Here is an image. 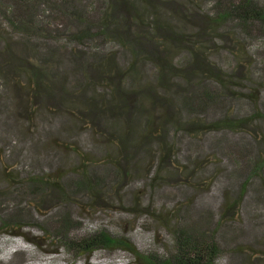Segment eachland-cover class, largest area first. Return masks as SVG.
<instances>
[{
  "label": "rangeland",
  "instance_id": "374dc122",
  "mask_svg": "<svg viewBox=\"0 0 264 264\" xmlns=\"http://www.w3.org/2000/svg\"><path fill=\"white\" fill-rule=\"evenodd\" d=\"M76 1L87 3L89 0ZM140 1L138 4H141ZM147 2L143 4L147 5V11L152 17L144 15L143 20L150 24L155 19L168 22L173 30L185 34V42L189 39L195 41L204 58L220 68L218 75L221 83L215 86L227 88L221 90L220 96L222 100L228 99L225 102L229 105L224 112L219 110L220 107L214 109L216 115L243 113L246 115V122L235 130L220 128L200 131L196 135L174 132L171 138L176 147L171 152V158L162 165L163 173L159 176V189L167 192L170 199L162 202L161 197L155 194L156 186H149L144 177L147 166L154 163L157 146L153 140L148 142L149 138L143 143V135L139 129L147 123L155 124L164 108L159 106L153 109L148 97H145L148 100L139 97V113H131L130 127L118 115L111 117V120H106L105 115L103 119L97 118V122L91 119L83 125L78 112L69 116L67 111L58 110L57 106H61L67 92L72 91L67 80L71 78L74 86L77 78L73 75L76 71L71 69L74 66L72 58L75 56L74 61L76 58L87 68L90 59L85 52L88 48L74 47L76 49L71 52L60 48L59 41L66 31L58 24L60 17L53 5L48 9L49 3L42 0L32 4L38 6L36 18L48 21L49 27L48 31L43 28L29 40V58H33L32 52L40 50L42 45L49 46L50 51L61 56H56L60 58L59 61L52 70L47 71L48 75L53 74L48 76L50 79L47 81L53 98L40 99L41 105L38 104L39 99L33 96L32 82L26 73H7V76L0 78V217L4 221V217L10 214L17 202L22 201L32 218H24L21 222L29 223L26 230L30 231L31 236H34L30 238L36 242L34 245L0 234V264H140L128 251L122 249L97 250L86 258L79 257L77 260L53 252L55 248L49 243L45 244L43 237H35L40 236L41 232V217H37L39 212L46 217L68 212L75 220V233H81L86 228L104 226L109 231L126 233L140 250L169 257L172 238L170 230L176 224L183 223L176 221L174 210H178L180 206L184 210L186 204L190 203V209L184 214L186 218L198 209L217 218L224 212L225 204L235 196L243 181L245 193L239 205L234 208L237 213H234V209L230 210L221 226L214 231L215 238L223 245L222 258L218 264H264V191L260 188L264 171L262 177L255 175L246 183L244 176L232 173L229 164L231 161L226 152L231 146L240 147L245 144L251 155L264 158V82L258 83L253 76L255 69L261 68L259 61L264 48V21L248 23L247 26L246 23L233 20L223 21V24L211 23L209 16L215 12L213 8L216 0ZM257 2L264 5V0ZM31 14L34 15V9ZM7 25L0 16V45L3 46L2 41H7L15 54L21 50L28 51L16 43L24 33L17 30V25ZM116 50L122 55L123 51L119 46H116ZM160 55L173 65L183 68V65L178 64L183 56H187L186 43L179 47L170 45L165 51L162 48ZM156 72L158 73V68L155 70L150 62L145 64L143 74L132 78L120 76L119 79L121 84L130 87L141 86L140 89L145 91L150 88L156 90L157 79L152 78ZM183 83V78L178 76L167 85L178 87V93H188V90L181 87ZM195 83L211 85L213 82L206 72ZM93 86L98 90L90 88L81 96L85 98L88 94L91 97L110 92L99 84ZM47 95L50 93L47 92ZM236 95L241 99H235ZM253 95L255 100L248 101ZM41 96L43 97L42 94ZM174 104L176 109L173 106L169 109L171 117H175L178 112L175 118L181 115L183 121L192 115V110L186 111L181 104ZM216 115L209 113L204 117H218ZM175 118H170L169 121H175ZM113 124L116 125L114 135L109 134ZM130 129L135 131L132 133L135 141L124 153L125 156L121 157L114 143L115 134L125 133ZM194 145L195 153L191 157L188 150L194 149ZM188 156L190 159H186ZM119 166L125 168L128 177L121 186L108 187V184H102L99 200L92 201L89 194L80 193L77 198L66 196L65 203L59 206L57 204L62 197L55 189L48 190V194L45 193L43 197L23 194L22 182L29 174H56L58 186H63L62 184H67L76 176L75 172L83 174L81 169L85 175L96 180L100 175L117 172L120 170ZM182 176L187 179V184L183 185L191 189L187 195L188 203L182 202L183 204L177 200L180 196H174L180 193L178 190ZM162 216L166 219H162ZM233 233H236L235 238L232 237ZM231 242L235 245L232 246ZM235 246L239 248L238 252L235 251Z\"/></svg>",
  "mask_w": 264,
  "mask_h": 264
},
{
  "label": "trees",
  "instance_id": "16d2710c",
  "mask_svg": "<svg viewBox=\"0 0 264 264\" xmlns=\"http://www.w3.org/2000/svg\"><path fill=\"white\" fill-rule=\"evenodd\" d=\"M42 1L49 3L48 9L53 5L54 11L60 17L58 24L62 30L66 31L59 41V47L67 49L66 52L74 51L78 47L88 48L85 54L90 59V63L85 68L84 64L76 58L74 61L75 56L72 58V65L74 66L71 69L76 71L73 75H76L77 78H75L74 86L71 78L67 80L69 89L72 91L67 92V96L61 101V106H57L58 110L67 111L69 116L78 112L79 120L83 125L85 121L91 119L97 122V118L103 119V116L106 115V120H111V117L118 115V118L124 119L126 126L130 127L131 113H139L140 103L137 100L139 97H148L152 108L159 106L164 108L162 116L155 124L147 123L139 129L140 134L143 135V143L149 138L148 142L153 140L157 146L154 160L156 165L153 163L152 166H147L144 177L149 186H156L155 194L161 197L162 202L165 203L166 200L170 199L167 192L159 189L161 187L159 176H161V172L163 173L162 165L171 158V152L176 147L171 138L174 132L196 135L200 131L219 130L220 128L235 130L246 122V115L243 113L216 115L214 109L220 107L219 110L224 112L229 105L225 102L228 99L222 100L220 96L221 90L227 88L215 86L217 83H221L218 75L220 68L204 58L195 41L189 39L185 42V34L180 33L179 30H173V26L169 25L168 22L155 19L150 24L149 21L143 20L144 15L152 17L149 10L147 11V5L143 4L144 2L148 3L147 0H141V4H138L139 0H89L87 3L76 0ZM38 2L40 0L36 2L31 0H0V16L4 20V24L17 25V30L23 32L24 36L16 40V43L28 49V51L21 50L15 54L13 47L8 45L7 41H2L3 46L0 45V78L7 76V73L17 75L18 73H26L29 76V81L32 82L33 96L39 99L38 104L41 105L40 99L53 98L51 88L47 83L50 79L48 76L53 74L48 75L47 71L52 70L60 58L56 57L59 55L58 53L50 51V47L44 45L41 46L40 50L32 52L33 58H29V40L34 38L43 28L48 31L49 27L48 21L36 18L38 6L32 4ZM33 9L34 15L32 16L31 11ZM213 9L215 12L209 16L211 23L220 22L223 24V21L231 22L233 20L246 23L247 26L248 23L264 21V5H259L257 0H216ZM184 43H186L187 56H183L178 64L183 65V68L173 65L170 60L161 57L162 48L165 51L170 45L179 47ZM116 46H119L123 51L122 55L119 50H116ZM78 50L82 51L81 49ZM261 54L262 59L259 61L261 68L255 69V73H253L254 80L258 83L264 82V48H262ZM203 58L204 61H202ZM150 62L155 70L156 67L158 68V73L156 72L152 77L157 79L158 89L150 88L145 91L140 89L141 86L130 87L121 84L120 76L132 78L134 75L143 74L145 64ZM206 72L210 74L213 83L211 85L195 83ZM178 76L183 78L184 83L181 87L185 91L188 90V93L182 91L178 93V87L175 83L173 84L176 86L169 87L167 85L168 82L172 83V80ZM114 79L115 82L112 81ZM94 84L106 87L110 92L92 95L91 97L88 94L83 98L81 94L90 88L95 91L98 90L93 86ZM47 92L50 93L49 96ZM255 98L253 95L250 100H247L251 101ZM135 99L136 101H134ZM235 99L240 100L241 97L236 95ZM176 102L181 104L184 110H192V115L183 121H181V115L175 118L178 112L175 117H171L169 109L172 106L175 108L174 103ZM209 113L218 117H204ZM170 118H175V121H169ZM169 124H171V128H169ZM111 128L109 134L114 135L116 125L113 124ZM134 132L130 129L126 130L125 133L115 134L114 143L119 156H125L124 153L134 143L135 138L132 135ZM195 148L196 145H194V149L188 150L189 156L194 155ZM226 152L231 161L229 164L232 173H238L239 177L244 176L246 183L255 175L263 176L264 158L251 155L247 145L231 146ZM189 156L186 159H190ZM119 168L120 170L118 169L117 172L100 175L96 180L85 175L84 170L81 169L83 174L75 172L76 176L67 184H62L63 186H58L59 181L56 174L49 172L29 174L26 180L22 182L23 194L25 196L43 197L45 193L48 194V190L55 189L57 194L62 197V200L57 204L59 206L65 203L66 196L77 198L80 193L89 194L92 201L99 200L102 184H108V187L113 185L117 187L125 182L128 173L124 167L119 166ZM182 179L179 183L178 191L180 193L174 194V196H180L177 198L180 203H188L187 195L190 194L191 189L187 185H183V183L187 184V179L184 176ZM260 188L264 191V180ZM244 193L245 183L243 181L235 196L225 204L224 212L217 218L200 209L191 215L187 214L188 217L186 218L184 214L190 209V203L186 204L187 207L184 210L183 206H180L178 210L175 209L176 221H183V223L176 224L170 230L172 238L169 257L140 250L126 233L109 231L104 226H98L95 229L86 228L81 233H75V220L68 212L50 217L39 212L37 217H41L42 224L39 225L41 232L40 236L35 237H43L45 244L49 243L55 248L53 252L70 256L73 258L72 260H77L79 257L86 258L97 250L122 249L128 251L140 264H218L222 258L221 249H223V245L215 238L216 232L214 233V231L221 226L222 220L227 218L228 212L236 209ZM17 203L11 209L10 214L6 218L4 217V221L0 217V224L2 225L0 234L35 245L36 242L30 238L34 236H31L30 231L26 230L30 226L29 223L21 222L24 218L31 219L32 216L22 201ZM171 204L172 202H170ZM235 209L234 213H237ZM162 219H166V217L162 216ZM235 234H232L233 238H235ZM231 244H233L232 246L235 245L232 242ZM235 251L238 252L239 248L236 247Z\"/></svg>",
  "mask_w": 264,
  "mask_h": 264
}]
</instances>
